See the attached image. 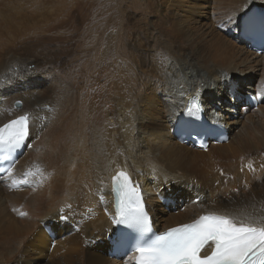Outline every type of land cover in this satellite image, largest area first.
<instances>
[{
  "label": "bare ground",
  "instance_id": "6f19581e",
  "mask_svg": "<svg viewBox=\"0 0 264 264\" xmlns=\"http://www.w3.org/2000/svg\"><path fill=\"white\" fill-rule=\"evenodd\" d=\"M22 2L0 0V81H8L0 83V124L31 114L12 179L35 175L16 188L0 178V264H31L34 250L49 257L44 264H129L91 247L113 225L110 179L119 170L142 189L159 230L208 211L264 219V53L250 51L230 22L254 3L32 0L44 11L36 18ZM242 76L263 102L239 117L219 97L225 79L238 93ZM195 93L207 117L226 122V143L201 149L172 135L171 121ZM206 155L220 161L202 172ZM170 195L185 198L177 212L154 202ZM42 221L59 232L55 247Z\"/></svg>",
  "mask_w": 264,
  "mask_h": 264
},
{
  "label": "snow or ice",
  "instance_id": "6c2138e0",
  "mask_svg": "<svg viewBox=\"0 0 264 264\" xmlns=\"http://www.w3.org/2000/svg\"><path fill=\"white\" fill-rule=\"evenodd\" d=\"M255 2L256 0H250V3ZM230 22L245 36L258 35L264 42V10L248 9L234 20L230 18ZM221 91L222 95L219 98L226 104L235 106L238 93L227 79L224 80ZM16 103L19 105L21 102ZM190 104L191 106L183 113L175 114L178 133L189 136L193 133L197 136L210 135L214 131L211 127L205 126L198 119H193L200 110L198 105L191 100ZM31 123V114L25 112L0 126V161L7 164L6 167L0 166V173L7 174L13 188L19 187L21 183L26 185L34 183L28 178L35 175L31 171L24 174L22 181L12 179L16 167L14 154L25 146L31 135ZM210 123H219V120ZM201 147L206 145L201 144ZM247 167L255 172L251 162ZM261 168H264V164H261ZM241 170L243 171V168ZM221 173L223 174L222 170ZM112 181L116 194L113 223L122 226L118 227L111 238L112 245L116 253L131 251L132 264H264V219L245 220L227 212L208 211L190 223L153 234L151 218L139 185L134 184L125 171L117 172ZM38 183H42V180ZM244 187H248L247 182ZM232 191L239 193L240 189L235 188ZM99 199L104 201V196L100 194ZM196 202H199V197L194 201ZM68 207L71 208V205ZM20 215L27 213L21 212ZM62 219L67 217L64 216Z\"/></svg>",
  "mask_w": 264,
  "mask_h": 264
},
{
  "label": "rangeland",
  "instance_id": "374dc122",
  "mask_svg": "<svg viewBox=\"0 0 264 264\" xmlns=\"http://www.w3.org/2000/svg\"><path fill=\"white\" fill-rule=\"evenodd\" d=\"M32 0H25V2H22L23 3V7H24V9H25V7L27 8V9H29L28 10V15H34L36 18L38 17V15H40V13H44V11L43 10H41L40 12H38L37 11V9H35L34 7V10H33V8L32 7H30L31 6V4H30V2H31ZM73 1H80V2H83V3H89V5L93 2V1H99V0H63V2H64V4L65 5H68L69 3H71V2H73ZM26 3H27V5H26ZM28 4H30V6L28 5ZM255 5H258V4H256V3H254ZM251 6V5H250ZM30 9H31V11H30ZM35 10L37 11V12H35ZM30 12H32V13H30ZM36 14H38L37 16H36ZM229 31V33H230V29H228ZM261 72V71H260ZM238 74H236L235 73V77L237 76ZM261 75V74H260ZM260 75L257 77V80L255 81V83H257L258 82V80H259V78H260ZM238 82L241 84V87H240V90L238 91V95H237V97H239L240 95H242L243 96V94L244 93H246V92H250V93H254L255 91H252V90H249V88H247L246 87V85L248 84L247 83V80H245L244 78H243V76H242V80L241 79H238ZM256 93V92H255ZM235 104H236V102H235ZM227 105H231L230 103L229 104H227ZM14 106H16L17 108H21L22 107V105H21V103L18 105L17 103H15L14 104ZM233 107V109L237 112V113H235L234 112V114L236 115V116H239V117H242V115L243 114H245V113H241V110H242V106H232ZM206 109V108H205ZM253 109H255V108H253ZM230 133L231 132H229V137H230ZM204 160L205 161H208V163L206 164V165H204L203 167H202V172H207V171H209L211 168H213L214 166H216L217 165V163H214V162H219L220 161V156H215V157H208V155H206L205 156V158H204ZM163 195V194H162ZM151 196H158V194H151ZM170 197L172 198V199H170L169 197H162V198H160L161 200H160V203H158L157 202V200H155L154 202L156 203V206H161V207H165L164 208V210H165V212H177L179 209H181L182 207H183V205L184 204H186L185 203V198L184 197H182V196H171L170 195ZM162 199H168V202H165L164 200H162ZM196 200H197V198H195ZM171 200V201H170ZM164 201V202H163ZM183 202V203H182ZM187 202V201H186ZM171 203H172V205H171ZM174 204H177V206H178V208H174ZM165 215H167V213H165ZM162 216H164V214L162 215ZM57 231V230H56ZM57 235L59 236V232L57 231ZM45 243V241L43 240L42 242H41V244H40V246L41 245H43ZM55 247V246H54ZM49 249V250H48ZM51 248H46V250H43V247H41L40 248V250H42V251H46L47 252V254L49 255V254H51V252H52V250H50ZM103 249H105V247L103 246ZM38 254H39V252H37L36 253V251L34 250L29 256H27V258L29 259V260H31L32 261V263L31 264H44V262H46L47 260H48V258L49 257H46L43 253H40L39 255H41L42 257H39L38 256ZM45 257V258H44ZM120 261H125V260H120ZM120 261H118V262H120Z\"/></svg>",
  "mask_w": 264,
  "mask_h": 264
}]
</instances>
